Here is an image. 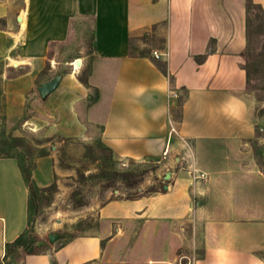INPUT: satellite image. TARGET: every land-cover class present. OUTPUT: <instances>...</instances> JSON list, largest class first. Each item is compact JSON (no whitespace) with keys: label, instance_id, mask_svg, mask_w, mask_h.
I'll return each instance as SVG.
<instances>
[{"label":"crops","instance_id":"0c3cea01","mask_svg":"<svg viewBox=\"0 0 264 264\" xmlns=\"http://www.w3.org/2000/svg\"><path fill=\"white\" fill-rule=\"evenodd\" d=\"M245 2L0 0V19L8 20L0 27L3 61L42 60L67 39L71 22L91 23L87 83L96 97L85 123L101 128L102 144L120 159L156 160L168 149L170 171L162 191L103 204L94 233L36 251L15 247L4 260L6 245L33 229L23 160L0 156V264H183L185 251L188 264H217L219 249L228 264H264V136L256 133L264 115L246 91ZM250 3L264 12V0ZM141 37L158 38L150 50L158 59L133 54ZM233 98L244 104L240 118ZM83 125L72 120L67 130L78 134ZM27 159L37 196L46 193L53 158ZM193 168L209 175L206 185L190 186ZM139 250L144 258H132Z\"/></svg>","mask_w":264,"mask_h":264},{"label":"rangeland","instance_id":"374dc122","mask_svg":"<svg viewBox=\"0 0 264 264\" xmlns=\"http://www.w3.org/2000/svg\"><path fill=\"white\" fill-rule=\"evenodd\" d=\"M8 1L13 6L19 4V0ZM245 7L244 66L249 73L246 91L255 96L258 113L264 115V15L250 0H246ZM7 21V17L1 18L0 27ZM12 26L11 30L16 31V24ZM90 26L87 20L71 22L67 39L50 46L42 60H0V150L22 160L40 155L53 158L54 185L35 198L30 212L33 232L26 245L32 251L48 246V234L67 241L94 233L98 210L108 200L151 194L169 182L165 161L158 164V159H120L102 144L101 128L85 123L83 113L96 97L88 83H83L87 82L93 48ZM157 39H135L133 54H148L158 45ZM150 57L156 60L152 52ZM52 82L56 83L55 89L44 93L42 89ZM178 116L175 108L172 121H177ZM72 120L84 122L78 134L67 130ZM172 127L176 128V124ZM256 133L264 136L258 129ZM175 134L176 131L172 133L174 137ZM185 252L184 255L189 253ZM184 255L183 264H188ZM135 256L144 258V253L139 250L132 258Z\"/></svg>","mask_w":264,"mask_h":264},{"label":"trees","instance_id":"16d2710c","mask_svg":"<svg viewBox=\"0 0 264 264\" xmlns=\"http://www.w3.org/2000/svg\"><path fill=\"white\" fill-rule=\"evenodd\" d=\"M257 8H259L258 6H256ZM260 9V8H259ZM262 12V11H261ZM262 14L264 15V12H262ZM200 59H198L199 61ZM202 60V58H201ZM160 70L163 74H167L166 73V68L163 66H160ZM246 70V77H247V83H246V89H248V85H249V73H248V70L245 68ZM85 85H87V82H83ZM179 103V102H178ZM109 150V149H108ZM109 152H111L109 150ZM9 155V153H4L0 150V156H7ZM41 156H47V155H40V156H37V157H41ZM21 170H22V175H23V178H24V182H25V185L28 189V216H29V222L31 224V219H30V212H31V208L35 206V198L37 199V190L35 189L33 183H32V179H31V166H30V163H29V160L28 159H24L22 162H21ZM163 189L161 188L160 190H153L151 192H159V191H162ZM50 191V190H49ZM145 193H137L135 195H132L130 197H126L124 199L126 200H135V199H138V198H141V197H144ZM26 241L27 239L25 237H19L16 241H14L12 244H9V245H6V250H5V256H4V260L7 258V256L11 253L12 251V248H15V247H24L25 249H28L29 247H27L26 245Z\"/></svg>","mask_w":264,"mask_h":264},{"label":"built area","instance_id":"2783aa9c","mask_svg":"<svg viewBox=\"0 0 264 264\" xmlns=\"http://www.w3.org/2000/svg\"><path fill=\"white\" fill-rule=\"evenodd\" d=\"M153 56L154 58L158 59L160 57L159 53L156 51H153ZM175 133V129L173 127L170 128V134ZM169 157V152L168 149H165L160 157V159H158L157 163H161L164 162L168 159ZM190 186L193 187L196 184H201V185H206L209 182V175L201 170L198 169H191L190 173Z\"/></svg>","mask_w":264,"mask_h":264},{"label":"clouds","instance_id":"9594fccd","mask_svg":"<svg viewBox=\"0 0 264 264\" xmlns=\"http://www.w3.org/2000/svg\"><path fill=\"white\" fill-rule=\"evenodd\" d=\"M232 104V115H234L236 118H240L244 111V104L240 100H236L235 98L231 101ZM218 259L217 264H228L227 261V253L224 249H219L216 253Z\"/></svg>","mask_w":264,"mask_h":264},{"label":"water","instance_id":"95a60500","mask_svg":"<svg viewBox=\"0 0 264 264\" xmlns=\"http://www.w3.org/2000/svg\"><path fill=\"white\" fill-rule=\"evenodd\" d=\"M56 87V83L55 82H52L51 84H49L48 86L44 87L42 89V91L44 93H50L52 92ZM169 175L166 176V178H168ZM166 189V186L164 187ZM60 238V236L58 235H55V234H48L47 235V239H48V242L49 243H54L56 240H58Z\"/></svg>","mask_w":264,"mask_h":264}]
</instances>
